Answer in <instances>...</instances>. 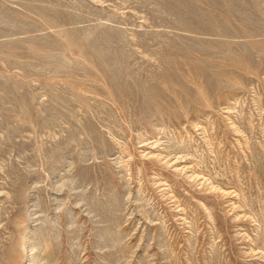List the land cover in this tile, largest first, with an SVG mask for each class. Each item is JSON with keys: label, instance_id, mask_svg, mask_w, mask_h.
Wrapping results in <instances>:
<instances>
[{"label": "rangeland", "instance_id": "rangeland-1", "mask_svg": "<svg viewBox=\"0 0 264 264\" xmlns=\"http://www.w3.org/2000/svg\"><path fill=\"white\" fill-rule=\"evenodd\" d=\"M0 264H264V0H0Z\"/></svg>", "mask_w": 264, "mask_h": 264}]
</instances>
